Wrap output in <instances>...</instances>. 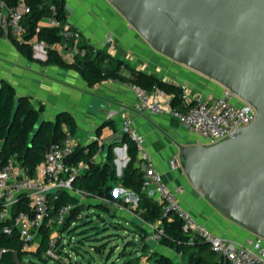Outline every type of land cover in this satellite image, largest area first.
I'll use <instances>...</instances> for the list:
<instances>
[{
  "label": "crops",
  "instance_id": "obj_1",
  "mask_svg": "<svg viewBox=\"0 0 264 264\" xmlns=\"http://www.w3.org/2000/svg\"><path fill=\"white\" fill-rule=\"evenodd\" d=\"M64 11L66 21L80 29L84 43L95 49H103L110 58L123 62L118 70L121 75L130 77L131 69L142 70L175 85L188 82L206 93H221L223 86L220 83L157 52L108 0H64ZM52 19V15L46 16L39 24L51 26ZM35 39L31 43L33 56L30 58L19 50L17 40L0 34V83L3 79L7 80L15 88L17 97H27L32 106L39 110V117L43 122H55L62 111L70 113L76 122L73 136L79 145H97L92 156L97 162H106L109 152L106 147L116 140L118 147L113 148V153L117 176L122 175L130 160L127 143L123 141L124 134L129 135L128 131L142 134L145 149L165 178L173 185L184 187L183 204L198 221L237 241H244L252 234L223 214L205 196L199 195L185 175L183 167L171 169V158L176 154L181 157L180 146L196 143L197 136L194 133L169 114H154L139 109L134 84L128 80L116 77L89 84L74 68L42 64L40 60H44L46 54L42 47L36 45ZM161 94L163 97L170 95L162 90ZM125 119L131 121L127 129H123ZM62 128L65 130L67 126L63 125ZM140 160L138 155L139 167ZM81 163L84 162H78ZM118 183L121 182L112 186L114 193L122 190L132 194L134 216L141 218L136 212L137 193L122 184L118 187ZM75 196L85 205L87 202L98 203L94 198L80 199L78 195ZM120 210L128 212L124 208ZM173 216L174 214H170L169 217ZM157 221L143 220L137 223L136 229H143L147 234L145 243L149 252L145 254L142 242V252L132 256H141L138 264L149 263L148 255L156 250L170 256L175 264H180L178 259L181 254L153 239L152 225ZM40 243L41 236L37 244L33 243L30 249L23 251L36 254ZM25 256L26 254L24 258ZM12 260V264H22L16 250L12 251ZM0 264L7 263L0 261Z\"/></svg>",
  "mask_w": 264,
  "mask_h": 264
},
{
  "label": "built area",
  "instance_id": "obj_2",
  "mask_svg": "<svg viewBox=\"0 0 264 264\" xmlns=\"http://www.w3.org/2000/svg\"><path fill=\"white\" fill-rule=\"evenodd\" d=\"M51 8L55 13V7ZM29 11L30 7L25 0H18L14 5L8 4L7 0H0V34L28 43H33V39L36 38V45L42 47L45 54L47 48H51L68 64L75 63L86 53V43L82 40L80 29L67 21H59L54 16L51 26L59 28L60 38L57 41L48 44L45 40L39 39L37 33L29 39L26 38L27 29L23 19ZM39 28L40 24L36 31ZM178 86L179 102L174 106L171 94L163 97L159 88L148 90L134 84L137 106L144 111L154 114L165 113L176 118L188 131L197 136L196 143L209 145L219 142L239 128L253 123L257 118L256 108L227 87L223 86L219 94H212L196 89L188 82L180 83ZM130 123V120L125 119L123 129H127ZM128 133L135 142L141 158L142 191L163 204L164 216L177 215L183 222L184 230L190 235V240L194 241L199 237L207 242L224 264H264V237L252 233L244 241H237L226 234L213 231L198 221L192 211L183 204L184 187L173 185L165 178L164 173L145 149L144 136L135 131ZM78 145L73 134L65 129L61 141L52 142L46 147L44 158L37 164L34 174H30L28 168L21 163L17 152L11 154L5 161L0 157V221L4 222L1 230L10 234L12 229L16 228L23 250L30 249L34 239L40 235V229L44 228L49 230L50 238L45 257L57 260L62 258L61 228L71 215L75 203L66 202L55 207L54 200L59 198L61 192H70L78 195L80 199L107 200L104 197H94L88 191L74 186V179L87 166L85 163H68V158ZM181 161L180 155H174L170 160L171 169L183 167ZM21 196L29 200V210H21L14 214L13 207ZM152 229L153 239L159 241L165 233L162 220L152 225ZM5 251V248H0V256Z\"/></svg>",
  "mask_w": 264,
  "mask_h": 264
},
{
  "label": "water",
  "instance_id": "obj_3",
  "mask_svg": "<svg viewBox=\"0 0 264 264\" xmlns=\"http://www.w3.org/2000/svg\"><path fill=\"white\" fill-rule=\"evenodd\" d=\"M108 1L157 52L256 108V120L229 137L180 148L195 191L264 237V0ZM42 123L39 117L34 134ZM111 146L118 147L116 140Z\"/></svg>",
  "mask_w": 264,
  "mask_h": 264
},
{
  "label": "trees",
  "instance_id": "obj_4",
  "mask_svg": "<svg viewBox=\"0 0 264 264\" xmlns=\"http://www.w3.org/2000/svg\"><path fill=\"white\" fill-rule=\"evenodd\" d=\"M17 1L7 0L10 5L16 4ZM25 2L30 7V11L24 15L23 19V24L27 29L26 38L29 39L37 33V37L45 40L48 44L57 41L60 38L58 27L40 25L38 31H36V27L42 18L49 15L54 16L59 21H66L64 0H25ZM52 6L55 7V13L51 8ZM16 44L24 55L32 58L33 48L31 43L16 41ZM85 47L86 53L73 64L64 62L59 54L51 48H47L46 58L40 60V62L42 64H57L61 67L74 68L80 72L89 84L117 77L148 90L159 88L171 94L172 104L174 106L178 105L180 94L178 85L164 81L152 73L136 69H131L132 75L125 77L118 72L121 65H123L121 60L110 58L103 49H95L87 44ZM38 120L39 110L32 106L27 97L17 98L15 88L10 82L3 79L0 83V140L2 141L0 157L2 161H5L11 154L17 152L21 163L28 168L30 174L35 173L37 164L43 160L46 147L52 142L63 139V125H66L72 134L76 130L74 117L67 111L60 112L55 122L44 121L37 133L34 134ZM123 138L128 146L130 160L120 176L116 174L113 146L109 149L106 162L102 163L94 161L92 158L97 150L95 143L87 146L78 145L68 158V163L78 164L79 161H83L87 164V167H85L82 174L74 179V186L88 191L94 197H104L110 203H115L116 200L112 195L111 188L113 184L120 181L124 187L137 193L136 212L143 220L149 222L162 220L165 233L159 242L181 254L186 259L185 264H224L221 257L210 248L207 242L199 237L194 241L190 240V235L184 230L183 222L177 215L174 214L171 219L164 216L163 204L142 191V172L138 166L136 144L128 134H124ZM97 200L100 208L107 210L106 203L103 200ZM66 202L75 203V207L61 229L69 227L75 220L79 219V214L86 208L84 203H80L75 195L67 191L61 192L59 198L54 200V205L57 207ZM21 210H29V200L25 196H21L19 202L14 205L13 213L16 214ZM3 224L4 222L0 221V248H5L6 251L1 256L0 261L12 264V251L16 250L22 264H28L24 260V255L27 253L22 249L18 230L13 228L10 234H6L1 230ZM139 233L144 243L143 250H146L145 239L147 234L144 233L143 229L139 230ZM39 234L41 243L36 256L41 260H47L44 253L49 246V230L41 228ZM95 248L97 251L102 252L104 246L100 245ZM140 257V255L133 256L122 264H138ZM150 258L153 259L152 264H175L170 256L156 250L151 252Z\"/></svg>",
  "mask_w": 264,
  "mask_h": 264
},
{
  "label": "rangeland",
  "instance_id": "obj_5",
  "mask_svg": "<svg viewBox=\"0 0 264 264\" xmlns=\"http://www.w3.org/2000/svg\"><path fill=\"white\" fill-rule=\"evenodd\" d=\"M119 186L121 187V183H118ZM113 187L111 192L116 201L110 203L105 200L107 210L101 209L96 202H87L85 210L79 216L81 218L63 229L61 241L63 253L60 260L49 257L47 260H41L32 252H28L24 260L28 264H96L97 261L98 264H122L131 259L132 254L142 252L140 229H136V225L143 220L134 216L132 209L134 198L132 194L122 190H116L114 193ZM123 208L128 212H122L120 209ZM144 224L146 225L145 222ZM39 240L40 235L34 239V244ZM100 245L104 246L102 252L95 248ZM148 252L145 250L146 255ZM150 256L151 253L148 260L152 264L153 259ZM86 259L91 261L88 263ZM178 260L180 264L186 263L183 256Z\"/></svg>",
  "mask_w": 264,
  "mask_h": 264
}]
</instances>
